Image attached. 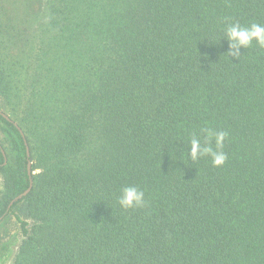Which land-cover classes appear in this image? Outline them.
Wrapping results in <instances>:
<instances>
[{
  "label": "trees",
  "instance_id": "16d2710c",
  "mask_svg": "<svg viewBox=\"0 0 264 264\" xmlns=\"http://www.w3.org/2000/svg\"><path fill=\"white\" fill-rule=\"evenodd\" d=\"M0 112L15 264H264V0H0Z\"/></svg>",
  "mask_w": 264,
  "mask_h": 264
},
{
  "label": "rangeland",
  "instance_id": "374dc122",
  "mask_svg": "<svg viewBox=\"0 0 264 264\" xmlns=\"http://www.w3.org/2000/svg\"><path fill=\"white\" fill-rule=\"evenodd\" d=\"M5 140L6 136L0 121V142H5ZM4 191V179L0 173V198ZM19 215L18 209H14L12 212L10 210L4 220L0 222V264H15L20 245L24 238L18 222Z\"/></svg>",
  "mask_w": 264,
  "mask_h": 264
},
{
  "label": "water",
  "instance_id": "95a60500",
  "mask_svg": "<svg viewBox=\"0 0 264 264\" xmlns=\"http://www.w3.org/2000/svg\"><path fill=\"white\" fill-rule=\"evenodd\" d=\"M0 116H2V117H4L5 119H7V120H9V117H7L6 115H4L2 112H0ZM16 127L19 129V127L16 125ZM20 131H21V129H19ZM21 134L23 135V132L21 131ZM27 144V143H26ZM26 147H27V156H28V158H30V149H29V146L28 145H26ZM1 152H2V154H3V156H4V165H6L7 164V156H6V154H5V151L1 148ZM32 161L31 160H29L28 161V174H29V176H30V188L26 191V192H24L23 194H21L20 196H18V197H16L11 203H10V205H9V207H8V209H7V212H6V214L2 217V218H0V222L1 221H3L4 220V218L7 216V214L10 212V210L13 208V206L15 205V204H17L18 202H20L23 198H25L30 192H31V190H32V188H33V179H32Z\"/></svg>",
  "mask_w": 264,
  "mask_h": 264
}]
</instances>
